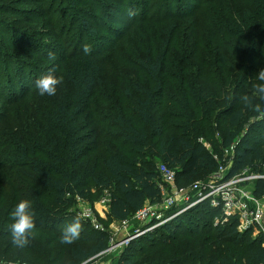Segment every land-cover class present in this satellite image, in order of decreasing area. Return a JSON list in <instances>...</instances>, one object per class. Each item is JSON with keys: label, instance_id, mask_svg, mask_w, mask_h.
I'll return each mask as SVG.
<instances>
[{"label": "trees", "instance_id": "16d2710c", "mask_svg": "<svg viewBox=\"0 0 264 264\" xmlns=\"http://www.w3.org/2000/svg\"><path fill=\"white\" fill-rule=\"evenodd\" d=\"M33 1L41 8L46 0ZM106 1L104 8L113 15L96 4L89 7L113 22L115 15L124 20L125 31L111 29L120 43L115 55L108 59L106 50L91 48L77 58L63 56L56 77L71 101L67 95L59 104L39 107L31 99L29 115L38 120L31 128L0 115V263L80 264L85 256L102 254L106 235L88 231V225L82 224L73 244L60 242L71 222L57 207H68L76 197L88 199L91 187H114L108 216L127 221L146 204L161 202L157 162L174 171L178 189L193 187L220 167L227 178L246 171L262 177L251 182V193L264 198V112L241 102L246 94L264 108L254 87L264 69V0H154L146 7L153 10L149 17L139 0ZM2 8L0 16L8 18L31 13ZM8 25L0 27V40L11 47L0 51V79L5 76L7 83L12 73L20 79L7 85L10 101L0 86V102L25 110L27 94L36 90L32 66L44 52L32 38L35 44L10 39ZM80 27L93 39L87 22ZM24 53L34 58L27 61L19 55ZM107 60L113 65L106 68ZM227 150L231 155L224 158ZM22 199L33 203L37 236L19 249L8 225ZM238 225L236 217L224 221L202 202L131 241L118 264H264V237L251 229L239 232Z\"/></svg>", "mask_w": 264, "mask_h": 264}, {"label": "rangeland", "instance_id": "374dc122", "mask_svg": "<svg viewBox=\"0 0 264 264\" xmlns=\"http://www.w3.org/2000/svg\"><path fill=\"white\" fill-rule=\"evenodd\" d=\"M34 2L33 0L30 1V3L27 6H22L23 3H27V0H13L12 3H10V0H0V5L3 7L2 9L4 11H9V13L15 12L16 9L18 10H25L28 8V10H31V13L19 16V17H10L7 16H0V19L3 23H0L1 30H6V23L9 22V30L8 33L11 38H18L20 40L26 39L30 42H35L32 40H36L40 44L41 50H43L44 55L42 56L43 60L37 61L35 63V66H32L34 75L38 74V77L46 75V74H53L55 76L60 75L61 72L59 71L58 67L61 62H59L63 56L64 57H74L77 58L78 56H81L82 54H85L83 52V46L89 45L91 48H95L94 51L101 52L103 49L107 51V58L109 59L111 56H114V45L116 44L119 46V42L116 43V35H114V32L111 29H120L125 31V28L123 25H120L121 22L124 20L121 16L115 15L113 17L114 22L115 20L119 21V23H114L111 21V19H108L104 17V14L101 13H95L92 8L89 7V4H96L98 9H102L106 11L107 13L113 15L112 11L105 10L106 4H109L108 1L102 0L100 2H95L94 0H46L42 7L40 8L39 5ZM95 2V3H93ZM142 2V3H141ZM154 0H139L140 10L144 9L147 12L146 7L151 6L154 4ZM8 4V6H12L13 8H6L4 5ZM153 10H149L147 12V17L151 16ZM93 12L95 15H92L89 17V13ZM106 13V14H107ZM81 21L87 22L89 24V31L90 33H93L94 37L91 38L88 31L85 30L83 27H80ZM5 23V24H4ZM32 38V39H31ZM4 40H0V51L6 52L10 51L11 47L7 45ZM53 53L55 56V59H49V53ZM16 54V52H15ZM23 56L27 61L33 59L29 53L19 54ZM62 56V57H60ZM108 61V60H107ZM15 62V61H14ZM17 68H23L26 66L19 65L17 63ZM113 65L109 61L106 64V68ZM1 72V67H0ZM38 72V73H37ZM15 77L19 78V74H8V80L15 79ZM39 77V78H40ZM3 76L0 79V86L3 85V89L5 90V97L7 101H10L12 97L9 95H6L7 92V85L9 84V81L7 83H4ZM20 79V78H19ZM13 87V86H12ZM14 92H18V89H14ZM26 89H24L25 92ZM27 91V90H26ZM12 92L11 94H14ZM8 93V92H7ZM28 93V91H27ZM26 93V94H27ZM29 96V100L26 101V109L18 110L19 108H16L14 106H7L4 107L2 102H0V115L5 116L9 121H16L19 126L21 125H27L29 128L32 126V122H37L32 115H29L30 112H32L34 107H31L30 100L36 101L39 105V107L44 106L45 104H59L64 99V97L68 96V103L71 101V96L69 93V89L67 90V87L62 82L60 85L57 86V91L55 95L49 96L47 94L41 96L38 93V90H34L29 92L27 94ZM115 99V97H114ZM24 104V105H25ZM12 125V122L10 123ZM3 127V125H2ZM28 130V129H26ZM247 129L244 128V132ZM220 135L217 133L215 134L214 140L218 142L220 145ZM88 143H86L87 145ZM206 148L212 152L213 149L210 146V144H206ZM95 153L91 155V157H94ZM217 156H219V153H216ZM231 155L230 150H227L224 153V158H227V156ZM126 157L134 158L132 155H126ZM5 160V159H4ZM228 161V159H227ZM139 164L142 163V159L138 161ZM229 163L227 162V165ZM160 164L157 162L155 164V170H159ZM15 174L14 176H16ZM214 174L207 175L202 180H200L197 184V190L195 191L196 194L202 191L201 186L205 182H207ZM248 173H244V177H248ZM15 178V177H13ZM16 182H18L17 179H14ZM246 185V190H250L249 185H251V182L244 183ZM195 187V186H194ZM193 188V187H192ZM187 188L186 192L188 193L189 190L193 191L195 189H189ZM114 187L110 189H97L94 187H91V193L88 199H78L77 197L72 200L71 204L68 207H65L64 209L61 207H57L58 210H63L62 213L68 216V220L72 222V220L77 217L81 216L83 212H89L91 215L92 223L89 221H85L81 218V223L83 225H88V231L92 228V224L98 225L99 229H101V232L106 235L107 238V251L104 252L100 256V260L103 261L106 264H118V261L121 257L124 256V250L127 246L121 247L118 246L121 242V240L128 234H131L133 231L142 228L145 224H140L138 222H132L130 227L127 228L126 231L121 230V226L119 223L112 222L108 216V204L107 201H110L111 196L115 193ZM185 192V193H186ZM193 194V193H189ZM185 197H187L185 195ZM190 197V196H188ZM195 199V198H194ZM105 200V203L103 201ZM190 202V201H189ZM132 218V217H131ZM97 231V230H95ZM84 246H87L89 243L82 242L81 243ZM115 246V247H114ZM113 247V249H111ZM11 263H23L20 260H8ZM4 262V261H3ZM1 262V263H3ZM0 263V264H1ZM25 264V263H24Z\"/></svg>", "mask_w": 264, "mask_h": 264}, {"label": "built area", "instance_id": "2783aa9c", "mask_svg": "<svg viewBox=\"0 0 264 264\" xmlns=\"http://www.w3.org/2000/svg\"><path fill=\"white\" fill-rule=\"evenodd\" d=\"M226 170V168L220 167L211 179L202 184V191L196 194L197 184H195L193 188L190 187L189 189L195 190L190 191L188 189V193L186 192L187 189H178L175 183L174 171L167 168L165 165H160L158 172L161 178V183L159 184L162 197L161 202L155 205L146 204L141 210L136 212L132 218L119 223L123 231H126L132 222L145 225L133 231L131 234L127 233L117 245L121 247L127 246L134 239L163 226L186 210L202 202H207L212 209L218 210L224 221L231 217H236L239 224V232L251 229L254 236L261 235L264 237V205L259 204L261 199L258 200L252 196V185H249V191L246 190V185H244L246 182H252L262 177H244L246 171H243L238 175L227 178ZM185 195L187 197H185ZM103 203H105V200ZM107 204H109L108 201ZM80 217L92 223L89 212H83ZM92 228L101 231L98 225L92 224ZM262 246H264V243ZM111 249H113V247ZM102 254H100V256Z\"/></svg>", "mask_w": 264, "mask_h": 264}, {"label": "clouds", "instance_id": "9594fccd", "mask_svg": "<svg viewBox=\"0 0 264 264\" xmlns=\"http://www.w3.org/2000/svg\"><path fill=\"white\" fill-rule=\"evenodd\" d=\"M83 52L90 54L91 47L89 45L83 46ZM49 59H55L53 53H49ZM255 79L260 83L254 85L255 91L259 94L260 100H264V69H261L255 76ZM62 83V78L49 73L41 76L35 81V87L39 95L45 94L52 96L56 94L57 86ZM241 102L249 106L255 112H264V108L260 104H252V98L249 95H243ZM36 212L33 208V203L30 200H20L10 213L11 223L8 225V230L11 236V242L14 247L24 249L34 240L37 236V228L35 222ZM81 217H75L71 223L66 224L60 236V242L63 244L71 245L81 236L82 232ZM105 253L107 250H104ZM3 264H11L10 261H4ZM80 264H104L100 260V253L97 252L91 256H85L80 260Z\"/></svg>", "mask_w": 264, "mask_h": 264}, {"label": "crops", "instance_id": "0c3cea01", "mask_svg": "<svg viewBox=\"0 0 264 264\" xmlns=\"http://www.w3.org/2000/svg\"><path fill=\"white\" fill-rule=\"evenodd\" d=\"M259 204H263V205H264V199H261V200L259 201Z\"/></svg>", "mask_w": 264, "mask_h": 264}]
</instances>
